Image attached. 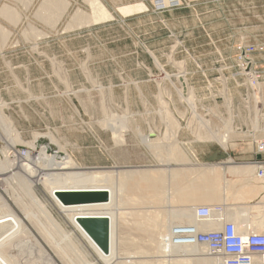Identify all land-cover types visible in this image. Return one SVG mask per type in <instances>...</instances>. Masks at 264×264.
<instances>
[{
    "label": "rangeland",
    "instance_id": "1",
    "mask_svg": "<svg viewBox=\"0 0 264 264\" xmlns=\"http://www.w3.org/2000/svg\"><path fill=\"white\" fill-rule=\"evenodd\" d=\"M45 1L0 0V8L10 9L9 15H0V26L8 33L5 40L0 37V105L5 103L0 133L6 140L0 139V162L16 165L26 152L25 158L33 160L45 147L48 155L69 156L77 167L68 172L77 179L68 182L70 187L56 186V179L63 182L65 177L46 170L44 160L30 167L47 177L54 190L47 184L29 188L20 180L28 179L29 172L20 171L14 178L6 170L0 176V222L8 237L0 245L7 242L5 247L16 250L24 242L20 228L8 221L12 210L48 254L39 257L23 247L16 253L9 250V256L3 252L7 257L1 260L47 264L51 257L56 264H157L165 259L176 264L178 256L158 249L166 246L160 232L175 224L169 211L185 205L175 190L208 187L212 181L220 197L197 199L194 205H247L250 216L260 215L257 203L264 184L248 181L249 175L238 182L243 175L224 172L200 180L190 172L202 164H218L194 160L190 150L214 143L219 159L232 161L230 154L242 162L253 156L255 141L264 138V0H173L166 5L162 0H121L119 7L99 0L109 15L96 21L90 0H58L48 6ZM76 13L83 21L76 20ZM240 45L255 47L252 57L263 74L252 89L236 65ZM26 64L38 79L25 78L21 70ZM210 132L226 133L228 147L196 136ZM173 144L184 151L181 158L167 155ZM173 169L183 175L171 176ZM142 170L165 173L159 197L142 192L136 179L127 188L120 178L123 172ZM96 171L109 173V179L102 176L98 184L84 179L85 173ZM241 185L260 194L238 203L223 201L221 196ZM105 225L104 254L97 250L100 235L93 236L90 229L98 234Z\"/></svg>",
    "mask_w": 264,
    "mask_h": 264
},
{
    "label": "bare ground",
    "instance_id": "2",
    "mask_svg": "<svg viewBox=\"0 0 264 264\" xmlns=\"http://www.w3.org/2000/svg\"><path fill=\"white\" fill-rule=\"evenodd\" d=\"M171 1H173V0H162L161 2H162V5L163 4L166 5L169 2H171ZM45 2H47L46 3L47 6H48V4H52V3L56 4V3H59L58 0H47ZM173 2H176V0L173 1ZM90 3H91V6L93 7V10H94L93 11V16L91 17L94 21H96L98 19H103V18L108 17V15H109L108 14V11L101 4V2H99V0H90ZM57 6H58V4H57ZM41 7H42V5H41ZM120 9H122V8H120ZM61 13H62V11H61ZM9 14H10V9H7L6 6L0 8V15L7 16ZM75 16L77 17L76 20H78L80 22L83 21V17H82L81 14L76 13ZM0 37L3 40H5L4 38L8 37V33L6 32V29L4 27H2V26H0ZM1 49H3V46L2 45L0 46V50ZM4 104L5 103H2V105H0V120L3 119V114L1 113V109L4 107ZM225 135H226V133H225ZM225 135L218 134V133H212V132H210V133H197L196 134L197 138L200 141H202V140H209V139L216 140L222 146H225V144L228 142V141H226ZM35 136H36V134H35ZM0 139L6 141L5 138H4V136L1 133H0ZM151 142H152V140L150 139V137L146 139V143H148L147 145H150ZM227 147H228V145H227ZM12 149H13V147H12ZM169 150H170V152H168L167 150H165V151L168 152L167 155H169L170 158H181V156L184 155V151H182V149L180 148V146L178 144H173V146ZM45 152H46L45 147H40V150L38 152H36L35 158L33 160H32V157H30V159L29 158L28 159L25 158V157H27V154H28V152H26L27 154H25L24 156L21 155L23 157V159H20L19 158L20 161L16 165H10V164H8L7 163V160L5 159L4 160L5 161L4 163L0 162V176L2 174H5L6 173V170L9 173L11 172L10 177H14V178H16V176L20 173V171L21 172L23 171L25 173L26 172H29V174H31V175H29L27 173L28 176H29L28 179L27 178L26 179H24V178L23 179H20V180H24V183H26V185H28L29 188L31 187L32 189H35L39 184H44L43 185L44 188L46 186H48V188H49L50 186L53 185V184H50L51 181L50 180L48 181V178L47 177H46L47 178L46 179L42 175H41L42 177H40L39 175H37V173L35 174V172L32 171L33 168L30 167V165H32L33 163L35 164L37 161L44 160L45 161L46 170H48V171H55V176L56 177L57 176H60L61 179H63L62 177H65L63 179V182L62 181H58V178H57L56 181L58 182L59 185H56V186L63 187V185H68V182H70L71 180L77 179L76 178V175H74L72 172L71 173L68 172V170L77 167L76 163L69 156L62 157V156H59L58 154L48 155ZM2 154L6 158V156H7L6 151H4ZM227 163H228V165H225V166L224 165H221V166L220 165H209V164H207L206 166H203V164H202V166L196 168L195 170H192V171L190 170L191 171L190 174H192V176L194 174V175L198 176V178H200V180L203 179L205 181L206 180V177H208L207 175H214L215 176L217 173L219 174L220 172H222V173L224 172L226 174H234V175L240 174V175H243L244 178L241 181L238 180V182H242V181L245 182L246 180H248V179H246L247 177L245 178L246 175H249L250 176L248 181H251V182L252 181L253 182H256L257 181L258 182V180L255 179L254 172H253L255 170L254 167H256V166L249 165V164H240V165H238V164H235L233 161H227ZM28 170H31V171H28ZM142 171H139L138 173H135V174L134 173H129V172H126V173L123 172V175L120 178H122V181L124 182V184H129L128 187L125 186L127 188H130V186H132L134 184L133 182H136L134 180V179H136L137 182L140 184L139 186L141 187L142 192H144L146 194L150 193L151 196H153V195L155 196L157 194V196L159 197V195H161V191H162L161 184L164 183L162 181H163V178L165 177L164 176L165 173L164 172H161L160 170L159 171H145L144 170L143 172ZM108 174L109 173H100V172H97V173H95V172L94 173H85L84 179H86V180L89 179L90 182H93V181L95 182L96 181L97 184H98L99 180H102L101 179L102 176H104V177L107 176L108 179H109L110 175H108ZM182 175H183V172L182 171H179V170H174L173 169V171L171 172V176H174V177H176V176L177 177H181ZM49 176H50V174H49ZM52 176H54V175H52ZM104 177H103V179H105ZM131 177H132V180L133 181H130V178ZM61 179H59V180H61ZM125 179H126V181H129V182H125ZM46 182H49V183H46ZM57 182H54V183H57ZM74 182H76V181H74ZM236 182H237V180H236ZM103 183H105V182H103ZM261 184H264V183H261ZM213 185L214 184H213V181H212V182L209 183L208 187L207 186H204V185L201 188H198L196 186H190V187H185L184 189H182V191L181 190H175L176 195H174V196L176 198H178L180 200V202H184L185 205L180 210H177V211H173L172 210L171 212L169 211L170 215L172 214L171 215V218L173 220V221H171V219H170V222L171 223H175L174 225H177V224H194L195 222H194L193 210H194L195 206H194L193 202L195 200H197V199H202V201L203 200H206V201L213 200L214 201V200H217L220 197V193L217 194V192L215 191V190H217V188L214 187ZM262 186L264 187V185H262ZM247 188H248V185H241V187H239L236 192H232L231 195H229V194L227 195L226 194L227 196H222L223 201L224 200H227V199H231V200L234 201V203H238V202H241V201H244V200H248V199L252 198L254 195L256 196L257 194H260V193L255 192V190H248ZM50 189H51V187H50ZM51 190H54V188H52ZM252 191H254L255 193L252 192ZM52 192H51V194H52ZM228 192H230V191H228ZM55 195L56 194H54L53 197ZM260 196H261L260 199H259L260 202L257 203V204H259V208H260L259 214L260 215L250 216L249 215L250 206L248 207L247 205H242V206H240V205H234L232 207L231 206H228V207L226 206L222 215L224 216L225 219L232 220L237 225V227L239 228L240 231H243V230L246 231L247 226H248V229L249 230H251L253 232H258L261 227L262 228L264 227V188L262 189ZM170 198H172V197H169L168 199H170ZM3 203L5 204L6 207H8V205L6 204V202L4 200H3ZM15 203H17V202L15 201ZM222 204H225V203H222ZM208 205L209 206H212L213 204H208ZM7 209L10 211V207H8ZM9 216L10 217H9V220L8 221H10L11 223L17 225V227L20 228V230L22 232L21 235L24 238V242H23L22 245H20V248L19 249H16V250H12L11 248L13 246H11V245H10L11 248L9 246H6L8 248L6 250L5 245H7L8 243L6 242L5 245H3L4 244L3 243L2 245H0V257L1 258H5V257L9 256L8 255V253L10 252L9 250H12V252H15L16 253V252H18L23 247L25 249H27V250H32V251L36 252L39 257L40 256H43V255H46L47 253L43 249V247L41 245L40 239L38 237L36 238V237H34L33 235L30 234L29 230L24 226V224L21 223L20 218L12 210L9 213ZM148 220H150V219H148ZM156 220L153 219V220H151V222L157 224L158 222H156ZM248 223L254 224L255 225V228L254 229L251 228V225H248ZM141 224H142V222H141ZM2 225H1V222H0V240L1 239L4 240V238L5 239H8V237L6 238V235L5 236L3 235L4 229H3ZM169 226L168 225L167 226L165 225V227H164L165 229L162 228L164 230H162V232H160L159 236L165 235V237H166L169 234ZM214 227H215V224H205V225L201 226V229H204V230L205 229H212ZM12 236H14V235H12ZM22 237L21 238L18 237V238L22 239ZM11 239H13V238H11ZM20 239H19V242H20ZM16 240L17 239L14 240L15 243H16ZM4 241H6V240H4ZM14 241H13V243H14ZM0 242H3V241L1 240ZM9 243H10V241H9ZM11 244H12V241H11ZM164 244H166L165 248H162L160 246V243L158 244V246H160V247H158L159 251L162 250V249H164L162 251L169 252V253H172V254H175L176 256H178L179 259H176V260L173 259L174 262H176V264H211V262L209 260L196 257V255L198 254V252H200V250H198V249L190 248V247H180V246H175V245H167L166 242ZM97 250L99 252H102V253L105 254V250H104V248L102 246H100L99 248H97ZM162 251H160V252H162ZM3 252H5V254L7 256H5ZM6 252H8V253H6ZM139 253L140 254H146L147 252H143V253L142 252H139ZM135 254H136V252H135ZM137 255H138V252H137ZM164 260L162 259L161 262H159V263L157 262V264H166V262ZM148 262H149L148 260H143V261H138V264H151L150 262L149 263ZM135 263H136V261H135ZM0 264H7V263L0 259ZM47 264H56V263L50 257V258H48V263ZM128 264H133V263L128 262Z\"/></svg>",
    "mask_w": 264,
    "mask_h": 264
},
{
    "label": "built area",
    "instance_id": "3",
    "mask_svg": "<svg viewBox=\"0 0 264 264\" xmlns=\"http://www.w3.org/2000/svg\"><path fill=\"white\" fill-rule=\"evenodd\" d=\"M260 49H262L260 47ZM255 47L240 45L237 48V67L250 88L263 79L262 71L252 57ZM263 50V49H262ZM248 96V95H247ZM264 138L255 141L256 166L254 177L264 183ZM226 205H198L193 210L194 224H171L165 237L167 245L190 247L200 250L196 257L211 264H264V233L247 229L240 231L237 225L222 215ZM205 224H215L212 229H201Z\"/></svg>",
    "mask_w": 264,
    "mask_h": 264
},
{
    "label": "crops",
    "instance_id": "4",
    "mask_svg": "<svg viewBox=\"0 0 264 264\" xmlns=\"http://www.w3.org/2000/svg\"><path fill=\"white\" fill-rule=\"evenodd\" d=\"M102 2L104 3V5H106L108 7H117V6L119 7V6L123 5L121 0H117V1L102 0ZM44 7H46V6L44 5ZM57 17H59V13L56 14V18H55L56 20L59 19ZM16 67L17 66H13V70H15ZM21 71L24 73L25 78H27L30 81H34V80L39 78V76L36 77L35 75H33V71H32L29 64L22 65ZM219 150L220 149L218 148V146H216V144H214V143H204V144L201 143L200 145H196L193 149L190 150L191 151L190 158H193L194 160H198V161L199 160H205L204 162H212L210 164H218V165H224L225 166V165H227V161L229 159H227V158L226 159L224 158L222 160L219 159V157H218V155L220 154ZM225 152L227 153V151H225ZM228 156L230 157V159H232V161L234 163L240 164V163L244 162L245 164L249 163V165H251V164H254L253 161L257 158L258 155H255V151H254L253 156H251L247 159H244L245 161H242V162H240V161L237 162L234 159V158H236L235 156L231 157L230 154H228ZM262 160H264V153L262 154ZM206 164H208V163H206ZM198 205H200V204H195L194 206H198Z\"/></svg>",
    "mask_w": 264,
    "mask_h": 264
},
{
    "label": "water",
    "instance_id": "5",
    "mask_svg": "<svg viewBox=\"0 0 264 264\" xmlns=\"http://www.w3.org/2000/svg\"><path fill=\"white\" fill-rule=\"evenodd\" d=\"M257 158L260 159L261 156L258 155ZM102 198L105 199V196H102ZM97 220H100V221L104 222L105 224L107 222L106 219H100V218L99 219L98 218H89V220H87V221H97ZM104 227H105V230H104ZM104 227L100 230V232L98 234L95 233L94 230H92V229H90V230H91V234H93V236L100 235L101 239L100 240L97 239V240L99 241L101 246L104 248V250L107 252V246H106V244H107L106 225Z\"/></svg>",
    "mask_w": 264,
    "mask_h": 264
}]
</instances>
